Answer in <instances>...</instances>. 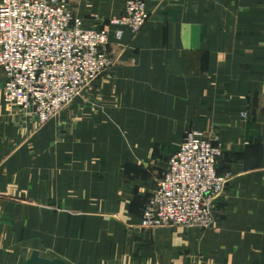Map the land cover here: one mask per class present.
<instances>
[{
  "label": "crops",
  "instance_id": "1",
  "mask_svg": "<svg viewBox=\"0 0 264 264\" xmlns=\"http://www.w3.org/2000/svg\"><path fill=\"white\" fill-rule=\"evenodd\" d=\"M107 30L108 71L45 126L6 104L0 68V264H264V0H65ZM1 2V0H0ZM188 131L230 173L215 225H141Z\"/></svg>",
  "mask_w": 264,
  "mask_h": 264
},
{
  "label": "built area",
  "instance_id": "2",
  "mask_svg": "<svg viewBox=\"0 0 264 264\" xmlns=\"http://www.w3.org/2000/svg\"><path fill=\"white\" fill-rule=\"evenodd\" d=\"M150 18L144 0H127L116 37L137 35ZM109 32L88 28L65 0H1L0 68L8 105L28 113L39 127L59 116L112 61L106 53ZM223 149L204 133L188 131L150 194L141 225H215L213 207L231 179L219 174Z\"/></svg>",
  "mask_w": 264,
  "mask_h": 264
},
{
  "label": "rangeland",
  "instance_id": "3",
  "mask_svg": "<svg viewBox=\"0 0 264 264\" xmlns=\"http://www.w3.org/2000/svg\"><path fill=\"white\" fill-rule=\"evenodd\" d=\"M104 74H105V73H104ZM101 76H102V75H101ZM97 79H98V78H97ZM97 79H96V80H97ZM195 228H197V227H195ZM199 229H200V228H199ZM200 230H201V229H200Z\"/></svg>",
  "mask_w": 264,
  "mask_h": 264
}]
</instances>
